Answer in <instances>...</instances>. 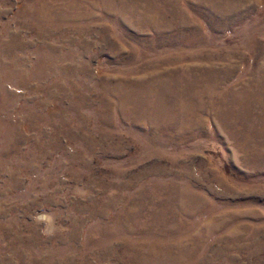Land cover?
<instances>
[{
	"label": "rangeland",
	"instance_id": "obj_1",
	"mask_svg": "<svg viewBox=\"0 0 264 264\" xmlns=\"http://www.w3.org/2000/svg\"><path fill=\"white\" fill-rule=\"evenodd\" d=\"M0 264H264V0H0Z\"/></svg>",
	"mask_w": 264,
	"mask_h": 264
},
{
	"label": "clouds",
	"instance_id": "obj_2",
	"mask_svg": "<svg viewBox=\"0 0 264 264\" xmlns=\"http://www.w3.org/2000/svg\"><path fill=\"white\" fill-rule=\"evenodd\" d=\"M34 219L36 220V222H37L38 224H39V223H44V224L46 225L44 231H45L46 234H47V232H48V228H47V226L50 225V224L52 223L51 218L48 217L47 215H39V216L34 217Z\"/></svg>",
	"mask_w": 264,
	"mask_h": 264
}]
</instances>
